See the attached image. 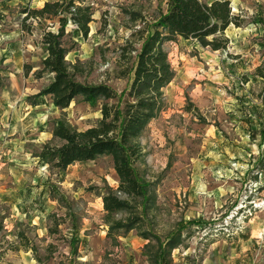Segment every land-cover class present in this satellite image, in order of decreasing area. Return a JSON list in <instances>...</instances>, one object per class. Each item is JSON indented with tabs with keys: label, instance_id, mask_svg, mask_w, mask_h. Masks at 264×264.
<instances>
[{
	"label": "rangeland",
	"instance_id": "374dc122",
	"mask_svg": "<svg viewBox=\"0 0 264 264\" xmlns=\"http://www.w3.org/2000/svg\"><path fill=\"white\" fill-rule=\"evenodd\" d=\"M45 1L0 0V264H264V0H230L242 25L226 30V50L181 38L164 44L175 77L136 164L155 203L147 213L138 205L140 227L117 239L103 204L108 191L123 196L113 158L60 172L38 156L63 143L53 134L58 120L85 130L98 124L103 103L78 97L62 109L38 96L53 77L37 73L43 32L59 23L26 11ZM79 1L93 21L87 38L67 27V60L79 65L78 81L124 94L133 72L119 47L142 27L131 13L152 20L167 0Z\"/></svg>",
	"mask_w": 264,
	"mask_h": 264
},
{
	"label": "trees",
	"instance_id": "16d2710c",
	"mask_svg": "<svg viewBox=\"0 0 264 264\" xmlns=\"http://www.w3.org/2000/svg\"><path fill=\"white\" fill-rule=\"evenodd\" d=\"M26 12L27 19H56L59 23L56 32H43L42 43L46 55L37 73L39 76L48 73L53 77L38 96H49L54 105L62 109L68 108L78 97L91 105L101 100L103 102L102 118L95 126L78 130L69 122L58 120L53 134L63 143H47L38 156L42 162L60 172H65L77 162L93 161L101 156L113 158L120 179L118 191L123 196L108 191L103 195V204L108 236L117 239L121 233L140 227L144 216L137 214L138 205L142 206L143 213H147L155 203L151 183L140 177L136 164L144 156L140 139L150 122L163 110L164 89L175 77L164 44L181 38L197 41L214 51L226 50L230 43L226 30L232 24L241 26L242 21L232 12L230 0H167L165 10L152 20L131 13L132 19L140 20L142 27L134 30L131 39L119 47L120 60L132 64L133 77L129 90L118 94L104 83L78 81L79 65L71 66L67 60L70 51L64 40L67 27L74 25L75 31L87 38L94 14L90 5H84L79 0H49L43 7L28 8ZM136 43H140L139 48L135 46ZM138 200L141 202L138 203ZM124 212L127 213L125 217L116 218L117 214ZM3 229L4 225L0 223V232ZM142 235L145 239L151 237L145 233ZM18 237L25 249L37 253V247L30 244L23 232H19ZM178 239L171 240L172 248L179 244ZM162 255L160 252L159 256Z\"/></svg>",
	"mask_w": 264,
	"mask_h": 264
},
{
	"label": "crops",
	"instance_id": "0c3cea01",
	"mask_svg": "<svg viewBox=\"0 0 264 264\" xmlns=\"http://www.w3.org/2000/svg\"><path fill=\"white\" fill-rule=\"evenodd\" d=\"M46 1H49V0H46ZM46 1H45V2H46ZM44 4H45V3H43L39 8L43 7Z\"/></svg>",
	"mask_w": 264,
	"mask_h": 264
}]
</instances>
